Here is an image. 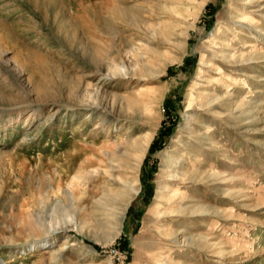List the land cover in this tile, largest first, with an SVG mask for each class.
Wrapping results in <instances>:
<instances>
[{"label":"rangeland","instance_id":"rangeland-1","mask_svg":"<svg viewBox=\"0 0 264 264\" xmlns=\"http://www.w3.org/2000/svg\"><path fill=\"white\" fill-rule=\"evenodd\" d=\"M0 264H264V0H0Z\"/></svg>","mask_w":264,"mask_h":264},{"label":"bare ground","instance_id":"bare-ground-1","mask_svg":"<svg viewBox=\"0 0 264 264\" xmlns=\"http://www.w3.org/2000/svg\"><path fill=\"white\" fill-rule=\"evenodd\" d=\"M136 156H137V155H136ZM137 157H138V156H137ZM73 180H74V181L77 180V177H74ZM164 188H165V189H164V191H162L161 194L166 193V192L169 191V185L167 184ZM132 191H133V188H132V185H131V184L125 186L124 191L121 192V194H122V195H121V198L118 199L120 205H123L124 203H126L127 198H129V197L132 195ZM208 211H209V210H208ZM41 254H44V252L41 253Z\"/></svg>","mask_w":264,"mask_h":264}]
</instances>
